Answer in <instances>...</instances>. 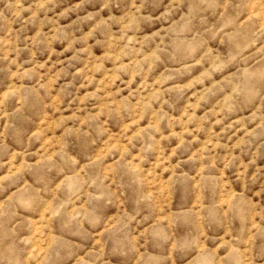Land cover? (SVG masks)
Returning <instances> with one entry per match:
<instances>
[{"label":"rangeland","instance_id":"obj_1","mask_svg":"<svg viewBox=\"0 0 264 264\" xmlns=\"http://www.w3.org/2000/svg\"><path fill=\"white\" fill-rule=\"evenodd\" d=\"M0 264H264V0H0Z\"/></svg>","mask_w":264,"mask_h":264}]
</instances>
